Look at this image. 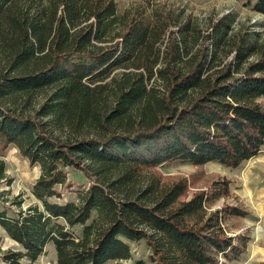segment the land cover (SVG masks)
<instances>
[{"label":"trees","instance_id":"1","mask_svg":"<svg viewBox=\"0 0 264 264\" xmlns=\"http://www.w3.org/2000/svg\"><path fill=\"white\" fill-rule=\"evenodd\" d=\"M245 4L264 16V0ZM159 22L121 20L115 0H0V143L41 170L32 188L39 204L0 212L24 249L2 252L5 264H35L49 244L58 264H126L140 242L151 264H232L246 254L249 235L227 228L246 213L211 211L229 196L227 182L189 198L186 181L167 184L153 171L172 162L239 168L259 156L264 45L242 39L235 61L212 73L216 53L203 50L182 69L170 36L157 68L169 28ZM71 168L89 186L55 202L73 186ZM8 178L0 160V183Z\"/></svg>","mask_w":264,"mask_h":264},{"label":"rangeland","instance_id":"2","mask_svg":"<svg viewBox=\"0 0 264 264\" xmlns=\"http://www.w3.org/2000/svg\"><path fill=\"white\" fill-rule=\"evenodd\" d=\"M115 1L121 20L124 17L137 19L142 15L152 21L169 25L160 46L162 61L157 68L165 65L163 58L171 50L172 45L170 36L174 37L173 41L179 47L176 49V55L181 51L183 56V63L180 64L182 69L191 68L203 50L209 55L216 53L218 60L213 64L215 67L212 73L217 70L218 65L235 61L237 57L235 48L240 45L242 39L257 41L264 45V16L246 6L245 0ZM114 29L116 31L114 33H120L122 30L119 25ZM221 31L227 32L224 33L225 38L223 34L219 35ZM218 38H222L223 42L217 44ZM257 58V55L253 56L249 61H256ZM119 73H122V70H116L112 77ZM112 77L101 83H110ZM159 88L162 89V86ZM43 100L44 94L37 96L32 103L33 106L28 108V113L33 115ZM0 160L5 162L6 175L9 177L8 181L0 183V192L3 194L0 199V212L7 210L9 217H12L19 212L18 202H22L21 208L24 211L34 204H39L32 188L41 177L40 167L31 165L14 146L4 147L1 143ZM67 171L73 186L71 190H63V199L54 200L55 202L71 201L75 196V190L89 186L88 178L80 171L72 168ZM153 172L167 184L186 181L189 186L187 193L189 198L197 193L212 191L216 182H227L230 185L229 196L218 199L212 204L211 211L231 207L240 209L246 216H231L227 228L231 236L248 234L250 237L246 254L232 264H264V148L259 156L245 162L239 168L229 169L218 163L199 167L189 163L172 162L158 167ZM147 179L149 175L144 174L142 181L145 182ZM9 181L11 184H8ZM132 245V259L126 264H151L150 250L146 243ZM45 248L44 255L35 264H58L54 246L49 244ZM7 251L24 249L14 242L0 225V264H5L1 253Z\"/></svg>","mask_w":264,"mask_h":264}]
</instances>
